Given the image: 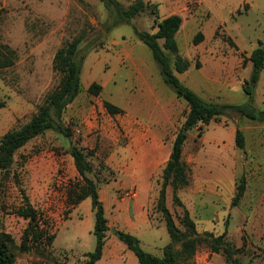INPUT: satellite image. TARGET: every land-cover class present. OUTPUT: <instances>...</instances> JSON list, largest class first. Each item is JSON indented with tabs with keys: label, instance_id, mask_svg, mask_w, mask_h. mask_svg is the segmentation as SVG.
Wrapping results in <instances>:
<instances>
[{
	"label": "rangeland",
	"instance_id": "rangeland-1",
	"mask_svg": "<svg viewBox=\"0 0 264 264\" xmlns=\"http://www.w3.org/2000/svg\"><path fill=\"white\" fill-rule=\"evenodd\" d=\"M136 1L118 0L125 7ZM142 1L151 10L132 20L138 30L155 33L156 22L161 19L171 15L182 18L176 42L179 55L190 63L186 72L177 75L182 85L211 104L239 105L249 100L243 86L250 76L251 63H243V58L258 41L264 43V0ZM0 2V45L14 50L16 56L13 66L0 70V138L26 124L58 85L52 60L60 47L82 37L80 48L90 49L82 66L81 93L62 116L61 124L69 130V137L56 130L46 131L20 149L13 165L0 173V229L20 245L28 220L19 216L18 210L30 206L39 212L47 236L53 237L50 243L44 239L18 254L15 264H84L85 254L94 250L91 200L68 205L69 189L80 180L69 153L72 146L92 152L93 174L88 176L98 177L104 201L109 230L97 264H138L116 235L129 233L125 223L132 216L127 202H120L123 200L145 201L144 212L151 226H140L131 235L138 237L144 252L162 257L170 240L157 200L170 145L188 112L186 103L164 84L151 52L138 40L131 25L118 24L109 29L112 21L99 0ZM246 4L249 8L244 11ZM198 32L204 38L194 45ZM226 37L248 54L230 45ZM168 55L172 63L173 57ZM93 83L102 88L98 96L87 92ZM150 85L168 103L164 111L155 113L156 120L166 123V127H158V136L167 152L164 166L145 182L134 179L133 172H124L112 161L108 163L116 145L130 143L135 135L123 123L129 119L127 113L122 109L111 114L104 103L135 112L144 121L149 112H154L153 106L132 107L133 101L149 100L146 92ZM252 105L264 109V71L254 87ZM87 121L92 126L83 135ZM141 121L135 125L148 129ZM236 129L244 135L243 150L235 146ZM182 160L189 178L188 187L177 192L182 207L173 204L170 186L165 190V206L182 231L180 220L185 208L200 237L193 258L177 260L176 264H227L223 251L213 253L211 238L204 235L218 237L224 232L225 241L236 250L234 260L239 264H264V124L226 111L217 122L203 125L201 133L198 127L188 132ZM241 177L245 178V192L232 207ZM131 191L136 197L126 198Z\"/></svg>",
	"mask_w": 264,
	"mask_h": 264
},
{
	"label": "trees",
	"instance_id": "trees-1",
	"mask_svg": "<svg viewBox=\"0 0 264 264\" xmlns=\"http://www.w3.org/2000/svg\"><path fill=\"white\" fill-rule=\"evenodd\" d=\"M99 2L108 12L112 21L109 29L118 24L132 26L138 40L151 52L164 84L173 91L177 99L186 103L188 109L185 120L172 142L169 159L162 171L157 207L165 220L166 231L170 240L163 250L162 257L144 252L140 248L139 239L131 234L116 232V235L126 245L127 249L133 252L138 264H176L177 260L189 261L194 256L200 235L185 208H183V217L180 220L184 231L176 226L171 213L165 206V190L170 186L173 204L182 207L177 192L189 185L187 166L182 160L183 146L188 138V132L195 127H198L201 133L203 125H208L212 121L217 122L226 111L238 113L250 121L264 124V109L258 110L252 105L254 87L264 71L263 43L258 41L257 47L247 58H243V63H251L250 76L245 80L243 86V92L249 97V100L239 105L211 104L182 85L177 77L178 74L186 72L190 67V63L179 55L176 42V34L182 25L180 16L171 15L161 19L156 22V32L150 33L138 30L132 24L135 17L151 10L150 6L142 0H138L127 7L119 3L118 0H99ZM203 38V34L198 32L193 39L194 45L200 43ZM82 39V37L75 38L55 52L52 69L59 76L58 85L44 97L42 104L38 106L36 113L26 124L18 129L7 131L0 138V173L6 172L13 165L15 155L20 149L46 131L56 130L69 137V130L61 124V121L65 109L81 93L82 66L90 52V49L82 50L80 48ZM226 40L229 41L230 45L237 48L230 37H226ZM159 41H162V44ZM167 53L173 57L172 63ZM15 59L14 50L6 45H0V70L13 66ZM101 91V86L96 83L91 84L87 89V92L93 96H98ZM104 106L111 114L121 112L119 108L109 102H105ZM234 143L238 149H244L245 139L240 129L235 131ZM69 153L80 180L69 189L68 205L74 207L88 198L91 200L95 217L93 228L95 247L92 252L85 254L86 261L84 264H97L102 258L106 232L109 230L104 206L98 193L99 179L96 174L93 176L94 179L88 176L93 174V165L90 161L92 152L72 146ZM244 192L245 178L241 177L236 185V192L231 202L232 207L238 205ZM18 215L28 220V227L23 233L20 245H16L12 237L0 229V264H15L16 256L27 252L31 245L42 243L44 239H46L45 242L49 243L53 240V237L47 236L46 230L40 225L41 216L37 210L26 206L18 210ZM204 235L211 238V251L213 253L223 251L227 264H239L233 259L235 248L225 241V232L218 237L208 233ZM177 245H179L178 249L176 248Z\"/></svg>",
	"mask_w": 264,
	"mask_h": 264
},
{
	"label": "crops",
	"instance_id": "crops-1",
	"mask_svg": "<svg viewBox=\"0 0 264 264\" xmlns=\"http://www.w3.org/2000/svg\"><path fill=\"white\" fill-rule=\"evenodd\" d=\"M248 8L249 5H247V8L244 11H247ZM235 45L242 53L248 54V52H245L244 49L239 47L237 43H235ZM150 86L152 87L153 85ZM151 87H148L149 92L148 91L146 92L149 100L133 101L132 108L135 109L142 108L145 106V104H149V106L150 105L153 106L154 112L151 109L152 112H149L146 115L144 121H141V119H139L137 113L135 112L131 113L125 108H119L120 110L123 109L127 113L125 115L128 116L129 119L123 120V123L128 128H130V130L132 129L131 134H134L135 136L132 139V141L130 143H127L126 145L123 146L116 145V147L112 150L113 152L108 159V163L112 161L118 168L124 169V172L126 173L133 172L135 174V177H133L134 179L136 177H139L145 182H147L150 179V177L158 170L159 167L164 166L163 164L167 152V149L164 148L163 146L162 139L158 136L161 134L160 133L161 131L158 129V127L164 128L166 127V123L162 125L160 121L156 120L155 113L164 111L168 103H166L165 100L159 95V93L156 91V88L154 86L153 88L155 91ZM139 120L141 121V123L145 124L146 127H148V129H141L140 127L136 126L135 124L137 121L140 122ZM91 126H92L91 122L87 121L85 123L86 130L84 131L83 135H86L87 130H89ZM133 126H136L137 128H134ZM98 193H100L99 189H98ZM99 198L101 202L104 204V201L101 198L100 194H99ZM120 202L122 203L127 202L126 207L128 208L132 216L131 220L125 223V227L129 231L128 234L134 235V233L137 232L140 226L142 228H144V225L151 226L150 221L148 220V217L144 212L145 201L142 204L138 203L136 199L129 201L123 200Z\"/></svg>",
	"mask_w": 264,
	"mask_h": 264
},
{
	"label": "built area",
	"instance_id": "built-area-1",
	"mask_svg": "<svg viewBox=\"0 0 264 264\" xmlns=\"http://www.w3.org/2000/svg\"><path fill=\"white\" fill-rule=\"evenodd\" d=\"M76 133L77 134H80V131L79 130H76ZM125 197L126 198H128V199H134L135 197H136V194H135V192H133V191H131V192H127L126 194H125Z\"/></svg>",
	"mask_w": 264,
	"mask_h": 264
}]
</instances>
